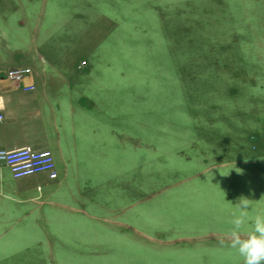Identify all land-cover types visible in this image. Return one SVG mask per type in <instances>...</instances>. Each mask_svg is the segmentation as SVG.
<instances>
[{
    "label": "rangeland",
    "instance_id": "374dc122",
    "mask_svg": "<svg viewBox=\"0 0 264 264\" xmlns=\"http://www.w3.org/2000/svg\"><path fill=\"white\" fill-rule=\"evenodd\" d=\"M94 54L105 71L85 75ZM24 66L52 91L79 86L126 115L63 186L94 219L42 217L41 232L29 228L35 213L19 230L0 221V264H243L229 246L237 201L250 199L242 239L264 215V0H0L3 78L23 87L28 77L6 73ZM215 130L230 145L245 134L243 153L206 157L224 165L212 170L187 164L200 154L192 140Z\"/></svg>",
    "mask_w": 264,
    "mask_h": 264
},
{
    "label": "crops",
    "instance_id": "0c3cea01",
    "mask_svg": "<svg viewBox=\"0 0 264 264\" xmlns=\"http://www.w3.org/2000/svg\"><path fill=\"white\" fill-rule=\"evenodd\" d=\"M6 12L8 19L11 18V10ZM20 25L16 23L17 27ZM32 43H37L36 39H32ZM43 51L47 53L51 61L57 54L52 46L45 45ZM101 59V55L90 56V60L85 62V67L88 66L85 75L89 76L94 68L96 72L105 71L96 65ZM58 66L61 69L59 63ZM4 70L5 68H0V115L2 116L0 119V148L13 149L30 146L37 150H50L55 157L59 171L55 179H49L44 173L13 179L9 169L0 164V221L10 222L6 230H19L22 228L23 221H27L35 213L34 224H30L29 228L41 232L46 230V227L42 228L43 225L38 224L39 218L42 220L43 217L57 223L62 219L76 220L77 215H81L79 212L83 214L88 212L85 209L79 210L70 206L74 201V194L63 188L68 180L69 169L74 167L78 170L80 167L87 170L84 163L87 162L89 156L95 153L96 145L93 143V138L100 139L103 132H107L109 128V120L125 116L126 112L123 113L120 109L117 111L115 109L117 106H110L107 102L93 103L83 94L79 86H66L65 91L57 87L52 91L55 88L44 84L45 75L32 74V70L25 84L34 86V89L25 91L22 87L13 86L3 78ZM92 74L90 78L94 84L88 85V91L98 86L99 83L98 75ZM81 98H87L90 103L84 104L80 101ZM213 125L220 128L216 121ZM211 135H203L202 139L196 137L192 140L189 145L196 147L200 154L196 155L193 162L186 161L187 164L198 163L202 160L205 162L203 170L220 168L224 166L221 162L206 167L210 161L206 163L205 158L211 155L221 157L223 154L227 155V151H231L229 155L232 156L233 153L235 157H238V147L242 145V153L245 149V134L242 135L241 145L237 143L230 145L227 142L233 140L230 133L229 136L228 134L223 136L219 130H215ZM247 139L249 143V140L255 139V136L249 135ZM250 152L254 153L251 149ZM262 156H264V150ZM254 162L256 161L248 163L253 164ZM232 164L233 161H229L225 165ZM10 195L19 196L16 203L9 201ZM14 211H16V216L13 215ZM87 217L94 219L93 214L88 213Z\"/></svg>",
    "mask_w": 264,
    "mask_h": 264
},
{
    "label": "built area",
    "instance_id": "2783aa9c",
    "mask_svg": "<svg viewBox=\"0 0 264 264\" xmlns=\"http://www.w3.org/2000/svg\"><path fill=\"white\" fill-rule=\"evenodd\" d=\"M84 65V62L81 63ZM78 67H81L80 65ZM31 69L28 67L14 68L8 70L7 78L14 83L22 84L29 77ZM25 91H32L34 86L24 85ZM0 115V119H1ZM0 164L5 165L13 179H21L35 174H46L49 179L57 178L53 155L50 150H37L30 146H22L13 149L0 148Z\"/></svg>",
    "mask_w": 264,
    "mask_h": 264
},
{
    "label": "clouds",
    "instance_id": "9594fccd",
    "mask_svg": "<svg viewBox=\"0 0 264 264\" xmlns=\"http://www.w3.org/2000/svg\"><path fill=\"white\" fill-rule=\"evenodd\" d=\"M237 206L241 209L240 215L232 219L230 247L235 249L243 258V264H262L264 262V215H257L252 222V230L247 238H241V226L245 223V210L250 207V199L240 197Z\"/></svg>",
    "mask_w": 264,
    "mask_h": 264
}]
</instances>
